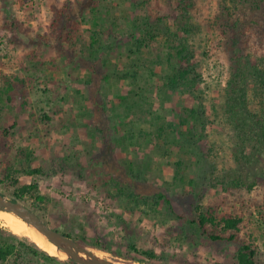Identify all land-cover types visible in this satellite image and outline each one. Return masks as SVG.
<instances>
[{"label": "rangeland", "instance_id": "374dc122", "mask_svg": "<svg viewBox=\"0 0 264 264\" xmlns=\"http://www.w3.org/2000/svg\"><path fill=\"white\" fill-rule=\"evenodd\" d=\"M192 1L185 14L179 0H96V12L84 11V0H0V89L5 76L22 82L0 100V195L96 259L239 264L247 244L254 264H264V146L243 145L226 92L231 54L250 71L264 66V12L233 0ZM222 8L260 30L245 28L246 40L241 28L226 36ZM235 32L241 43L231 41ZM181 43L192 79L172 86ZM84 87L101 104L95 122ZM257 89L249 77L239 81L248 104L239 115L264 116ZM203 215L212 220L204 230ZM233 216L242 218L239 229L225 231ZM233 233L236 241L209 236Z\"/></svg>", "mask_w": 264, "mask_h": 264}, {"label": "trees", "instance_id": "16d2710c", "mask_svg": "<svg viewBox=\"0 0 264 264\" xmlns=\"http://www.w3.org/2000/svg\"><path fill=\"white\" fill-rule=\"evenodd\" d=\"M96 0H84L83 2V9L86 11L87 9H91V12H96L97 7L94 5ZM234 2H239V4L247 5L248 8L254 13V15L262 14L264 12V0H233ZM194 7V3L192 0H179V8L182 10L183 13H187L189 10H191ZM182 13V14H183ZM231 13L228 14L223 10H221L220 15L218 16V19L221 26V31L228 36L229 29L232 28V30L235 31L236 28L239 29V35L241 30L242 31V37L246 40L247 34L244 33L245 28L253 29L255 31L260 30V23L255 24L256 22L253 19L245 20L246 23L243 21L236 22V20L232 19ZM58 21L57 19L54 20L52 23V26L54 28V31H57L56 28ZM97 25V24H96ZM95 25V26H96ZM63 31V30H61ZM136 32V31H134ZM186 32H189L186 30ZM185 33V31H184ZM134 36H136V33H134ZM144 36V35H143ZM179 34H175L174 38L177 40L178 38H181ZM99 32L94 31L92 34L91 39V45L97 46L100 43L99 39ZM138 38V36H136ZM145 38V36H144ZM231 41H234L236 43H241V39L238 36V34L235 32L234 38H232ZM248 41V40H247ZM228 44H231L228 38ZM181 48L176 52V55L180 59V66L179 68H175L173 71L169 83L172 86H178L182 85L186 82H188L191 75V69L190 67L186 66L185 61L188 60V49L187 46L183 43L180 44ZM232 45V44H231ZM236 47V46H235ZM231 51H234L235 48L232 45V48L230 46ZM105 48H103L102 51H104ZM173 56V55H172ZM172 56L170 55L169 59L170 61L173 60ZM230 63L232 67V78L229 81V87L226 89L227 92V98H228V109L227 111L230 113V115L233 117L234 126L237 132V136L239 139L243 142V145L246 147V143L248 142H254L258 144L257 151L259 150V146L261 149V146H264V116L261 115H253L248 116L245 115H239L237 112L243 111L248 107L247 102L243 101L245 100V95L238 93V84L240 80H243L247 77L250 79H253L258 89L255 90L256 94H261L264 104V66L263 64L260 66H253V69L251 71L248 69V65H244L242 61L236 58L234 54H231L230 56ZM84 68L87 69V66L89 68H92L91 70L94 72L95 65L89 66V64L84 63ZM94 74V73H92ZM109 78V77H108ZM127 78V76H125ZM21 81L17 77H6L5 76V87L0 89V100H3L4 95H9V99L11 97V93L16 91L19 88ZM86 87V86H85ZM84 87V88H85ZM87 96V101L89 105V117L90 119L95 122V116L97 113L101 111V104L99 101H97V92L94 93V91L91 93V91L87 88L84 89ZM99 99V98H98ZM120 99V96H119ZM122 100H124V97H121ZM231 100H236L239 102L240 105L232 106ZM241 107L244 109L242 110ZM237 113V114H236ZM236 114V115H235ZM186 123V121H184ZM172 126V125H171ZM164 132V128H159V134L160 137L162 133ZM260 157H262V153H259ZM256 155H254L255 157ZM258 158V157H256ZM247 159V158H246ZM248 162H251V157H249ZM39 172L38 170H36ZM35 171V172H36ZM32 190L38 191V186H24L20 189L19 192L27 193ZM160 199L164 200L166 203L171 204L170 200L167 199L166 196L163 194H159ZM36 200L39 202H44L45 197L38 195L36 197ZM16 201V200H15ZM211 217L203 215L200 218V228L203 230L206 227V224L211 222ZM224 223V229L225 231L230 230H238L239 225L242 223V218L239 216H233L231 218L225 219L223 221ZM207 233L206 231H204ZM67 236V235H66ZM212 240L214 241H223L225 239L230 241H236L237 235L235 233L230 234V236H223V235H209ZM22 237V238H21ZM97 245V244H96ZM255 252L251 249L250 245L244 244L242 245L241 249L239 250V254L237 256V261L239 264H254L255 263ZM0 264H79L73 260L69 261H61L57 259L54 256H51L47 252L43 251L41 248H39L34 242H32L30 239L24 236H20L18 234H15L13 231L6 229L3 226H0Z\"/></svg>", "mask_w": 264, "mask_h": 264}, {"label": "water", "instance_id": "95a60500", "mask_svg": "<svg viewBox=\"0 0 264 264\" xmlns=\"http://www.w3.org/2000/svg\"><path fill=\"white\" fill-rule=\"evenodd\" d=\"M0 211H5L9 213H13L16 216L23 218L30 222L33 226H35L40 232H42L50 242L55 245H58L60 250H64L68 253V257L70 260H73L79 264H115L111 261L104 260L101 258L96 259V255L93 254L87 248H84L72 238L61 234L58 231L50 229L43 220L37 216L34 212L30 211L28 208L12 201H8L0 195ZM66 247V249L64 248ZM67 249H74L75 252L72 253L70 250ZM80 253H84L87 256L91 257V260H86L80 258ZM58 258V257H56Z\"/></svg>", "mask_w": 264, "mask_h": 264}, {"label": "bare ground", "instance_id": "6f19581e", "mask_svg": "<svg viewBox=\"0 0 264 264\" xmlns=\"http://www.w3.org/2000/svg\"><path fill=\"white\" fill-rule=\"evenodd\" d=\"M0 222H3V226L7 229L13 231L15 234L27 237L32 242H34L39 248L50 254L51 256L58 258H65L68 253L64 250H60L58 245L53 244L47 238L42 237V235L35 229V226L30 224L29 221L16 216L13 213L0 211ZM66 249V247H64ZM72 253L75 252L74 249H67ZM80 258L91 260L90 256L84 253H80ZM99 260V259H98Z\"/></svg>", "mask_w": 264, "mask_h": 264}]
</instances>
